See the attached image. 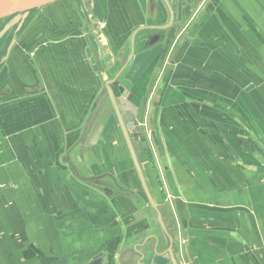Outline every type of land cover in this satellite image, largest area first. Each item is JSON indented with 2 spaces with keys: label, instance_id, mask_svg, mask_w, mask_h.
Masks as SVG:
<instances>
[{
  "label": "crops",
  "instance_id": "0c3cea01",
  "mask_svg": "<svg viewBox=\"0 0 264 264\" xmlns=\"http://www.w3.org/2000/svg\"><path fill=\"white\" fill-rule=\"evenodd\" d=\"M87 1L85 37L74 31L57 40L59 24L75 21L71 8L62 6L52 15L58 27L44 31L49 44L37 50V62L34 52L20 50L12 59V49L0 73V234L10 237L11 219L18 221L38 264L65 255L71 257L58 263L172 264L166 232L176 239L179 264H264V0H211L200 9L180 0L176 22L191 20L192 29L179 41L181 49L174 48L157 94L152 90L164 77L165 44L151 46L147 37L171 19L163 0ZM104 21L112 41L99 48L89 31ZM117 64L126 74L114 81L118 74L108 77ZM110 81L114 96L138 109L152 96L147 123L154 126V152L166 162L162 176L171 178L176 209L158 185L156 164L145 160L136 133L145 116L129 134L160 218L109 99L86 140L73 147ZM121 196L135 198L137 211ZM115 209L120 225L108 223ZM0 251L4 256L10 248Z\"/></svg>",
  "mask_w": 264,
  "mask_h": 264
},
{
  "label": "rangeland",
  "instance_id": "374dc122",
  "mask_svg": "<svg viewBox=\"0 0 264 264\" xmlns=\"http://www.w3.org/2000/svg\"><path fill=\"white\" fill-rule=\"evenodd\" d=\"M86 1L87 0H58L55 3L40 9L39 11H44V13L41 16H38L37 18L36 17H34V18L32 17L31 21L26 25V27H24V29L21 32V34H19V36L17 38V41L20 39L19 42L17 43V44H19V46L18 45L14 46L13 50H15V51H13V53H12V59H13V57L16 56L15 55V54H17L16 51L20 50L23 53V55H26V54H30L31 55L34 52V55H33L31 60L34 63L37 62V58L38 57H35L37 50L43 45H44V49H45L48 46V44H49V42H48L49 40L45 41V39L43 37L44 31L46 29L52 30V26L53 25L55 27H58L57 26L58 23H56L57 19L52 17V15L62 6L67 5V6H69L71 8V10H72V18L75 17V21H73V19H69L65 23H60L59 24L60 28L63 29V30L60 32V38L57 39V40H61L64 37H68L74 31H77V33H79L81 35L86 33V28H87V25H86V23H87V20H86V5H90L89 1H87V2ZM194 1L196 3V0H193L192 3ZM205 1L206 0H203V2H205ZM198 11H200V10H198ZM87 15H89V14H87ZM40 18H42V19H40ZM87 19L89 21L92 20L91 17H88ZM94 20H95V18H94ZM5 23L6 22L2 23L0 29L2 28V26ZM191 23H192V21L190 20V24L185 28V30L183 32L180 31L178 33V36L179 35L180 36L184 35L187 32H189V30L192 29ZM108 24L109 23L106 22V21H104V22H95L94 26L92 27V28H94V31H93V29H92L91 32L89 31V36H90L91 33L94 35L95 41L99 43V45H98L99 48L101 46L107 47V45L110 44V41H112V38L111 37L109 38L105 34V30H106V27L108 26ZM64 31L66 33H68V34H66ZM82 36L85 37V35H82ZM10 37L4 38L3 41L8 40V39L11 41L12 37L11 38ZM57 40H55V41H57ZM177 40L178 39H175V42L172 44L169 52L167 53L166 59L164 60L165 63H163L161 65V68L159 70L160 71V77H161V74H162V71H163V68H164V64L167 66L168 63H169L168 61L171 58V56L172 57L174 56V52H173L174 48L179 49V50L181 49L180 47L177 48V46H178ZM180 40H182V38ZM3 41L2 40L0 41V59H1V57L6 55V50H7V46H8V45L6 46V44L2 43ZM31 44H33V45H31ZM183 48H184V46H183ZM195 48H196V45L194 47H191L190 50L193 52L195 50ZM177 54L175 56H176L177 60L179 61V58H178L179 56H177ZM107 61H105V63ZM5 66H6V64L2 65L0 67V73L3 72L4 70H6ZM120 67H121V64H117L115 66V69H114L113 73H111L112 75H110V77H108V78H111L114 74H118V72L120 70ZM172 73H173V75L176 74L178 76L179 72L178 71L177 72L173 71ZM125 74L126 73H124L122 75H125ZM177 76H176L175 79L178 80ZM114 79H115V77H114ZM156 85H159V80H158V83ZM3 86L5 88H7L5 86V84ZM176 86L177 87L180 86V83L178 81L176 82ZM152 91H155V89L152 90ZM123 98H125V97H123ZM146 109L144 110V116H146ZM138 130H139V132H136L138 138H141L142 140L145 139L146 142L150 146V149L147 152H145V154H146L145 160L148 163H151L153 165H154V163L156 161L158 162V164L160 166V171H158L157 169H154V167H153L154 172L156 174V179H157L158 185L163 186V188L166 190L167 204L170 207L176 209L174 200L177 197L175 198L172 195V192H171L172 191V188L170 186L171 185V178H170V176L168 174H165V175L162 176V174L164 172V166H165L166 162L163 159L158 158L157 154L154 152V141L152 140V134H151L154 131L151 130L147 126L146 117L144 119V122L139 125ZM141 134H143L142 137H141ZM145 134H146V138H145ZM142 144H143V142H141V145ZM72 146H73V141H71V143L68 145V149H70ZM75 151H78V150L75 149ZM178 158L179 157H176L175 162H176V160ZM160 160H163L164 165H161ZM57 165L60 168H64L65 167L63 164H61V162L59 164H57ZM133 172H134V170H133ZM124 174H125L124 178L127 179L130 182L129 179L132 176L130 171L126 170V171H124ZM64 176L66 177V179L68 178L70 180H74L73 176L70 173H65ZM137 184H138V191L140 193V196L142 198L146 199L145 196H144L143 190H142V188H141V186H140V184L138 182V180H137ZM86 192H87L88 195L94 193V194H96L95 196L102 197V195L100 193H98L97 191H95V190H86ZM121 198L123 199L122 201H125L124 199L127 198L126 200L129 202L130 205H132V209L131 210H133V211L135 210V212L137 211L136 210V207H137L136 203L137 202H136L135 198H131V197H126L125 198V197H122V196H121ZM113 200L115 201L116 198H113ZM179 200H181V199H179ZM114 201H113L112 204H114ZM110 205L111 204H109V201H107V212H109ZM134 206H136V207H134ZM131 210H128V211H131ZM113 214H114V217L111 220H109L108 223L109 224H113V225H120L121 223H119L118 220H116L117 216H119L118 209H115L113 211ZM20 231L21 230L19 228V222L18 221H14V220L11 219V222H10V237H6V238L3 239L2 233L0 234V242H1L0 243V248H2L3 246L5 248H6V246H8L10 248L9 252H5L4 251V256H1V251H0V264H38L40 262L39 256L37 254L28 252V250H27L28 248H31V246H32L31 243H33L32 241H28V240H31V239L28 237L27 232L21 231V233L23 234L22 238L16 237L17 233H20ZM120 238H122V237H120ZM123 238H124V236H123ZM6 239H7V243H6ZM22 239H23V244H22ZM2 242H4V244H2ZM74 242L75 243H79L78 241H74ZM108 245H110L111 246L110 249L112 248L111 250L114 251V246L115 245H112L111 242H108ZM22 246H23V249H24L25 252L23 251L22 253H20L21 251H19V250L21 249ZM108 254H109V252H108ZM64 257H66V258L64 259ZM68 257H71V255H65V256H62V257L53 256L49 260L48 259L43 260V262L40 263V264H57L58 262L65 261ZM114 261H115L114 257H111L110 258V263H112Z\"/></svg>",
  "mask_w": 264,
  "mask_h": 264
},
{
  "label": "water",
  "instance_id": "95a60500",
  "mask_svg": "<svg viewBox=\"0 0 264 264\" xmlns=\"http://www.w3.org/2000/svg\"><path fill=\"white\" fill-rule=\"evenodd\" d=\"M56 1L57 0H0V21H4V20L9 19L7 24L4 26V28L0 32V39H2V37H4L10 29H12V28L15 29L14 34H13L14 37H13V40H12L10 46H9L7 56L4 57L3 59H8V57L10 56V53H11L13 46L16 45V39L18 38L17 35L22 30V26L25 24L24 27H26V25L28 24V20L30 18H32L33 15L38 13V10H40L43 7H46L48 5H51V4L55 3ZM163 1L168 6V9L170 11V16H171V19L169 21L170 23L163 26V27L152 28V30L154 32L152 34L148 35L147 39L149 40L148 44L151 46L158 44V43H164L165 44L164 50H163V53H164L163 60H165L166 55L169 52V50H170V48L174 42V38H175V36L173 37V36H170L168 34V30H171L172 25H173V26H175V30L178 33V32H180V29L182 27H181V24L179 22H175L176 20H178V7H179V1L180 0H172V1H175V3H176L175 15H174V11L171 7V2H169L168 0H163ZM202 1L196 0V3L200 4V2H202ZM155 2H156V0H150L151 5H153ZM15 26H17V30H16ZM144 30H145V28L141 31H144ZM130 61L131 60H128V62L126 63L125 67L122 70H124L129 65ZM122 70L118 72V76L114 79V81H117V78L120 77ZM112 85H113V81L108 82V84L106 85L107 93H106L105 98L102 99L101 101H99L97 107L95 108L94 112L91 115V118L89 120V123H88L86 129H85L84 134L82 135L81 139L78 140V142L73 147L80 145L82 142H84L86 140V137L92 128L93 121H94L96 115L100 112V110L103 109L105 101L107 99L110 100L111 105L113 106L115 114H116V116L120 122L121 128H122V120H123L121 110H123V112H125L123 117H124L126 124L122 128V132H123L124 137H125L127 148L129 150L131 158L134 162L135 169L137 171L138 177L140 179L142 188L146 194L148 202H149L151 208L157 213V215L160 218L159 210H158L156 203H155V201L151 195V192L147 186L141 164L139 162V159H138L137 154H136V150L134 149L133 141H132L130 134H129L130 130H132L136 127V119L138 120L139 123H141L142 117L144 115V112L142 113V111L145 110L146 104L143 103V106L140 108L141 109L140 110V109L132 106L129 102H127L123 98L115 97L113 94ZM161 88H162V86L160 87V89ZM120 91L123 92L122 90H120ZM121 94H123V93H121ZM139 113H140V116H139ZM65 162H67V161H65ZM74 170H75V168H74ZM159 221L161 222V220H159ZM172 223H173V221L171 222V224ZM169 227H171L172 230L175 229V227L167 225L166 226L167 231L169 230ZM166 239L170 244L169 245L170 249L168 251V254L170 256L172 264H179L178 261L176 260L175 254L173 252V247L175 244L174 236L171 237L170 234L166 232ZM63 263H66V262L64 261ZM58 264H61V263H58Z\"/></svg>",
  "mask_w": 264,
  "mask_h": 264
},
{
  "label": "flooded vegetation",
  "instance_id": "af4514ba",
  "mask_svg": "<svg viewBox=\"0 0 264 264\" xmlns=\"http://www.w3.org/2000/svg\"><path fill=\"white\" fill-rule=\"evenodd\" d=\"M169 2H171V7H172V9H173V11H174V15H175V8H176V3H175V1H172V0H168ZM202 1V0H201ZM210 3H211V0H206L205 2H204V4H199L200 5V7H204V8H206L208 5H210ZM165 7H167L168 8V6L165 4V2L163 1V3H162ZM175 6V7H174ZM169 10V9H168ZM199 10V9H198ZM87 17H91V16H89V15H87ZM94 20V16L92 17V20H91V22H94L93 21ZM177 21V20H176ZM175 21V22H176ZM8 22V21H7ZM7 22L2 26V28H4V26L7 24ZM167 22H169V20H167ZM170 23V22H169ZM168 23V24H169ZM180 23V22H179ZM190 24V20L189 21H185V22H183V23H181V29H180V31L181 32H183L184 30H185V28L188 26ZM25 25V24H24ZM2 28L0 29V30H2ZM23 29H24V27L22 28V30L20 31V33L23 31ZM171 30H173V31H171V36H175V38H174V42H175V39H178L177 40V43H179V41H180V39L181 38H183L184 36H185V34L184 35H179L178 36V33L176 32V30H175V26H173L172 25V29ZM170 30H168V32H169ZM13 32H14V29H12V30H10L7 34H6V36L4 37V38H6V37H12V39H11V41H9V40H6L5 42H4V44H6V45H8L7 46V50H6V52L8 51V48H9V46H10V43L12 42V40H13ZM20 33H18V35L17 36H19V34ZM178 37V38H177ZM3 38V39H4ZM3 39H1V40H3ZM0 40V41H1ZM173 42V43H174ZM4 57V56H3ZM166 59V58H165ZM0 61H1V59H0ZM168 67H170V64L168 63V65L166 66L165 64H164V68H163V71H162V74H164V77H163V80H162V82L159 84V85H161V86H163L164 85V83L168 80V73L171 71L170 70V68H168ZM161 74V75H162ZM166 85V84H165ZM160 88V87H159ZM154 89H155V91H152V92H156V94H157V92H158V85H155V87H154ZM153 89V90H154ZM154 95V94H153ZM151 101H152V96H150V99H149V97L147 98V100H145V102H144V104L146 103V122L148 121V114H147V112L150 110V108H151ZM147 126L150 128L151 127V124H150V126H149V124L147 123ZM152 128H154V126L152 127ZM152 128H150L151 130H152ZM152 134V140L154 141L155 140V135L153 134V132L151 133ZM143 135V134H142ZM142 135H141V137H142ZM145 138H146V134H145ZM140 139V143L142 142V139L141 138H139ZM156 141V140H155ZM142 146L144 147V149H145V151L147 152L149 149H150V146H149V144L147 143V144H145L144 142H143V144H142ZM155 149H157V148H155V144H154V150ZM155 164H156V168H157V170L158 171H160V166H159V164H158V162L156 161L155 162ZM161 165H164V163L161 161ZM160 187H162L161 185H160ZM175 241H176V239H175ZM175 256H176V254H175ZM176 260H177V257H176ZM178 261V260H177Z\"/></svg>",
  "mask_w": 264,
  "mask_h": 264
},
{
  "label": "bare ground",
  "instance_id": "6f19581e",
  "mask_svg": "<svg viewBox=\"0 0 264 264\" xmlns=\"http://www.w3.org/2000/svg\"><path fill=\"white\" fill-rule=\"evenodd\" d=\"M58 1V0H57ZM39 11V10H38ZM16 27V30H17V26H15ZM24 27V25L22 26V28ZM3 29V28H2ZM13 29V28H12ZM12 29H10V30H12ZM9 30V31H10ZM15 30V29H14ZM8 31V32H9ZM1 32V31H0ZM7 32V33H8ZM13 34H14V32H13ZM6 36V35H5ZM4 36V37H5ZM4 37H2V39L4 38ZM14 37V36H13ZM1 40V39H0ZM135 40V39H134ZM16 43H17V39H16ZM11 44V43H10ZM14 47V46H13ZM9 49V48H8ZM13 49V48H12ZM8 52V51H7ZM7 52H6V55L4 56V57H6L7 56ZM8 62V60L7 59H3V60H1L0 61V67L2 66V65H5L6 63ZM113 80V79H112ZM4 91H5V87H4ZM124 100H126L127 102H129V100L128 99H126V98H123ZM146 104V103H145ZM146 109V108H145ZM122 111V110H121ZM122 113V112H121ZM125 114V113H124ZM124 115H122V118H123V120H122V128H123V126H125V124H126V122H125V120H124V117H123Z\"/></svg>",
  "mask_w": 264,
  "mask_h": 264
},
{
  "label": "trees",
  "instance_id": "16d2710c",
  "mask_svg": "<svg viewBox=\"0 0 264 264\" xmlns=\"http://www.w3.org/2000/svg\"><path fill=\"white\" fill-rule=\"evenodd\" d=\"M7 21H9V19H7V20H4V21H0V27H1V25H2V23L3 22H7ZM31 21V18L28 20V23ZM1 31V30H0ZM21 34V33H20ZM11 38V37H10ZM9 40V39H8ZM10 41V40H9ZM7 46V45H6ZM144 112V110L142 111V113ZM144 116V115H143ZM142 135V134H141ZM142 142H144L145 144H147V142H146V140L145 139H143L142 140ZM6 236H4L3 237V239L5 238ZM1 243V242H0ZM6 243H7V239H6ZM2 244H4V242H2Z\"/></svg>",
  "mask_w": 264,
  "mask_h": 264
}]
</instances>
